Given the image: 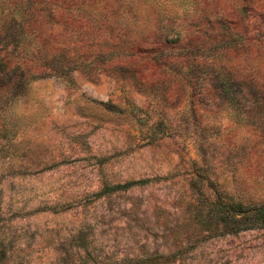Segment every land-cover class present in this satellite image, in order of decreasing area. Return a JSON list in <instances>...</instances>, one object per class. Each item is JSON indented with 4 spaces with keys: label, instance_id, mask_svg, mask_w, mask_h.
<instances>
[{
    "label": "rangeland",
    "instance_id": "obj_1",
    "mask_svg": "<svg viewBox=\"0 0 264 264\" xmlns=\"http://www.w3.org/2000/svg\"><path fill=\"white\" fill-rule=\"evenodd\" d=\"M0 56V264H264V0H0Z\"/></svg>",
    "mask_w": 264,
    "mask_h": 264
},
{
    "label": "trees",
    "instance_id": "obj_2",
    "mask_svg": "<svg viewBox=\"0 0 264 264\" xmlns=\"http://www.w3.org/2000/svg\"><path fill=\"white\" fill-rule=\"evenodd\" d=\"M16 68L18 67L12 64L11 61L0 56V82H2L3 84H7L9 82L8 78L16 73ZM219 206L220 212L224 214L222 216L223 220H227L230 217L228 214H233V216L238 215L242 217L237 218V230L250 229L255 227L264 228V204L262 203L246 205L241 202H222L219 204Z\"/></svg>",
    "mask_w": 264,
    "mask_h": 264
}]
</instances>
